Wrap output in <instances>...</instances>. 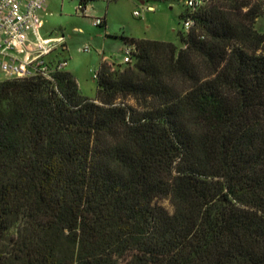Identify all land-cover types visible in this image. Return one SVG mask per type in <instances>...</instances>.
Returning <instances> with one entry per match:
<instances>
[{
	"label": "trees",
	"instance_id": "obj_1",
	"mask_svg": "<svg viewBox=\"0 0 264 264\" xmlns=\"http://www.w3.org/2000/svg\"><path fill=\"white\" fill-rule=\"evenodd\" d=\"M179 18L94 100L66 60L0 82V264H264V0Z\"/></svg>",
	"mask_w": 264,
	"mask_h": 264
},
{
	"label": "rangeland",
	"instance_id": "obj_2",
	"mask_svg": "<svg viewBox=\"0 0 264 264\" xmlns=\"http://www.w3.org/2000/svg\"><path fill=\"white\" fill-rule=\"evenodd\" d=\"M147 4L156 8L161 7V12L152 14L149 21L146 20L149 16L145 15L142 18L133 15L134 11H139V4L134 0H117L110 3L108 8L101 2L94 3L93 18L102 17L110 9L108 23L113 30H117L115 31L117 35L108 36L105 35L104 28L94 27L91 24L92 19L75 15L69 5L62 12L54 9L53 15L44 21L45 30L51 32L52 37L59 39L64 37L66 50L53 51L45 60L53 62L67 60L69 67H66L65 71L69 70L76 80L80 95L94 100L97 94L94 78L101 59L122 64L125 48L130 49L125 46L121 38L178 42L177 34L181 30L179 16L185 9L182 3L179 0L167 2L150 0ZM146 27L149 29L147 30ZM74 28H80L83 35L75 33ZM256 28L264 32V18L256 22ZM84 47H88L89 50L84 52ZM3 78V73L0 72V82ZM163 204L169 209L167 202Z\"/></svg>",
	"mask_w": 264,
	"mask_h": 264
},
{
	"label": "built area",
	"instance_id": "obj_3",
	"mask_svg": "<svg viewBox=\"0 0 264 264\" xmlns=\"http://www.w3.org/2000/svg\"><path fill=\"white\" fill-rule=\"evenodd\" d=\"M49 0H0V72L8 79H25L36 76L49 79L52 68L47 67L45 58L62 47L60 38H43L40 35L42 20L39 11ZM183 5L195 11L205 0H181ZM86 5L79 3L76 11L84 15ZM143 11L154 12L153 6H146ZM135 17L141 11L133 13ZM93 26L102 25L101 19H93ZM184 29L188 30L192 22L186 19ZM88 47L83 51L87 52ZM130 49L126 48L123 63L129 62ZM67 62H59L55 68L62 70Z\"/></svg>",
	"mask_w": 264,
	"mask_h": 264
},
{
	"label": "crops",
	"instance_id": "obj_4",
	"mask_svg": "<svg viewBox=\"0 0 264 264\" xmlns=\"http://www.w3.org/2000/svg\"><path fill=\"white\" fill-rule=\"evenodd\" d=\"M116 1L117 0H96V1L90 2V3H88L86 5V7H85L86 11H85L84 15H82V14L77 13V11H76V7L79 4L77 0H49V1H47L46 5L39 11V16H40V18L42 20V27L40 28V35L43 38H52L51 32H48V31L45 30L44 21H45L46 18L51 17L53 15L54 9H57L60 12H62L66 8L67 5H69V8L72 9V11L75 13V15H80L82 18L92 19V21H93V19H101L103 21V25L101 27L104 28L105 35H107V36L108 35H117L116 34L117 32H115L117 30H113L111 28V26L109 25V23H108V21L110 19L109 18L110 9L108 10V12L103 14L102 17H97L96 16L95 18H93L94 3L101 2V3H103L106 6V8H108L110 3L116 2ZM134 1L139 4V11H141V15L139 17L144 18L145 15H146V17L149 16L148 18H146V20H148V21L151 19L150 17H152L151 16L152 14H156V13H158V11L161 12V7H158V8L154 7V12L143 11V9L146 6H151L150 4H147L148 2H150V0H134ZM162 1L163 2H167L168 0H162ZM134 12H136V11H134ZM91 24L93 25V22ZM119 27H121V26H119ZM146 29L148 30L149 27H146ZM73 31L75 33H77V34L83 35V31L80 28H74ZM123 35H126V34H123ZM61 39H62V47L60 48V50L65 51L66 50V40H65L64 37H61ZM138 40H143V39H138ZM125 50H126V48H125ZM102 60H105V59H101V61ZM105 61H107V60H105ZM66 67H69L68 62H67ZM66 72L70 73L69 70L66 71ZM3 76H4V78L2 80L8 79L4 74H3Z\"/></svg>",
	"mask_w": 264,
	"mask_h": 264
}]
</instances>
